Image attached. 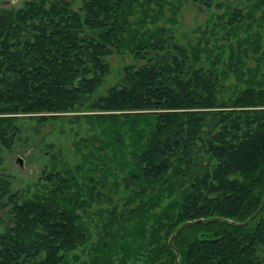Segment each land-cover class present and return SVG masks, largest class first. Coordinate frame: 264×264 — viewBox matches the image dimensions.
I'll list each match as a JSON object with an SVG mask.
<instances>
[{
  "label": "trees",
  "instance_id": "16d2710c",
  "mask_svg": "<svg viewBox=\"0 0 264 264\" xmlns=\"http://www.w3.org/2000/svg\"><path fill=\"white\" fill-rule=\"evenodd\" d=\"M137 1L0 6V152L20 138L19 116L53 117L84 107L100 111L98 119L138 121L141 142L130 153L136 168L119 178L106 181V169L97 165L87 170V176L101 174L91 194L101 198L102 188L118 179L130 194L121 208L112 203L99 216L100 246L90 259L75 252L88 233L77 208L86 212L90 205L77 193L79 165L57 167L61 157L50 154L51 166L39 177L44 189L32 196L12 189L9 174L0 172V264H131L123 244L132 248L139 233L144 241L130 257L140 252L150 264H175L168 238L186 220L191 222L171 238L177 264H264V71L220 98L221 74L214 64L199 62L198 44L188 48L166 27L145 28V18L138 27L128 19ZM225 10L231 27L254 10L264 20V0H253L245 12ZM263 38L252 33L251 51L264 50ZM120 53L138 62L124 63L101 91L109 58ZM92 147L89 156L102 164L101 148ZM164 196L166 203L160 202ZM153 205L160 210L153 212Z\"/></svg>",
  "mask_w": 264,
  "mask_h": 264
},
{
  "label": "rangeland",
  "instance_id": "374dc122",
  "mask_svg": "<svg viewBox=\"0 0 264 264\" xmlns=\"http://www.w3.org/2000/svg\"><path fill=\"white\" fill-rule=\"evenodd\" d=\"M252 1L211 0L207 5L206 0H138L134 2L135 5H133L132 13L128 14V19L138 27L142 26H140V18L146 19L143 26L145 28L152 29L159 25L166 27L170 29L176 41L188 48L198 44L199 62L204 67L214 64L218 69L223 84L219 97L227 98L234 89L244 86L246 77H249L251 73L258 78L260 72L264 71V50L253 52L248 46V40L253 32L262 34L264 37V20L259 10H254L252 16H244L237 25L231 27L225 24L227 6H238L242 12H245L250 9ZM23 2L24 0H0V6L18 7ZM155 12H158L159 17L153 21ZM236 58L241 62L238 68H235ZM256 58H258L257 61ZM133 61L138 62L129 53L112 55L109 58L110 72L104 77L100 90L116 81L117 71L124 63ZM241 70L240 77L243 79L239 80L238 73ZM96 112L100 111L84 107L78 111L60 112L53 117H40L41 114L46 113L19 116L17 122L23 129L20 138L16 139L10 147H3L0 152V172L9 174L11 188L20 190L25 196H32L37 191L39 193L43 191L41 184L44 182L39 177L43 169L47 170L51 166L50 154L54 153L61 157L57 167H60L61 162L70 167L80 166L76 172L79 180L77 193L79 192V198H86L90 203L86 212L77 208L88 228L86 241L75 251L80 259H90L89 253L95 255L98 251L100 245H95V242L101 229V224L98 222L99 216L104 215L106 208L112 203L118 204L121 208L123 201L130 195L122 179H118L116 184L108 183V188H102L101 198L95 193L91 194L90 185L94 184L101 174L94 172L87 176V170L91 172L95 165L104 167L106 181L117 179L128 170L136 168L133 165V159H130V153L138 150L141 145L138 134H135V129L140 124L138 121L136 124L127 122L122 114L119 118L108 116L98 119L94 115ZM89 136L96 137L86 141ZM77 141L81 142L78 146L75 144ZM91 145L101 148L100 154L105 159L102 164L97 158L89 156L88 152L93 150ZM18 158L22 159V165L17 161ZM114 172L119 175L112 176ZM105 193L110 196V203L104 199ZM167 200H169L167 196L160 198L162 203H166ZM160 208L161 205H153L151 209L156 212ZM144 234L147 237L148 232ZM140 235L139 233L137 239L131 241L132 248L137 249L139 240L144 241L143 235L142 237ZM127 244H123L122 249L128 263L150 264L140 252L130 257L133 249H128ZM87 261L90 262V260Z\"/></svg>",
  "mask_w": 264,
  "mask_h": 264
},
{
  "label": "water",
  "instance_id": "95a60500",
  "mask_svg": "<svg viewBox=\"0 0 264 264\" xmlns=\"http://www.w3.org/2000/svg\"><path fill=\"white\" fill-rule=\"evenodd\" d=\"M17 161L20 163V165H22V159L21 158H18ZM261 206V205H260ZM260 206L254 211L252 212L243 222H240V223H245L248 219L252 218L257 212L258 210L260 209ZM218 218H212V219H207L206 221H211V220H216ZM198 220H201V219H198ZM191 221L189 220H186L184 221L183 223H181L172 233L171 235L169 236L168 238V242L169 244L173 247V249L175 250V260H174V263L177 264V259H178V256H179V253L177 251V249L171 244V238L177 234L179 232V230L187 223H189Z\"/></svg>",
  "mask_w": 264,
  "mask_h": 264
}]
</instances>
